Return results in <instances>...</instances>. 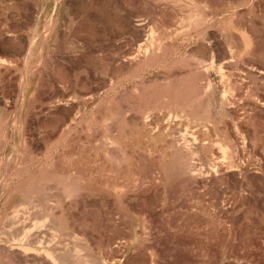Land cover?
I'll return each instance as SVG.
<instances>
[{
  "label": "rangeland",
  "instance_id": "obj_1",
  "mask_svg": "<svg viewBox=\"0 0 264 264\" xmlns=\"http://www.w3.org/2000/svg\"><path fill=\"white\" fill-rule=\"evenodd\" d=\"M129 17L147 23L153 44L138 37ZM0 26L8 73L0 78V211L25 197L41 217L38 204L56 206L85 183L91 188L75 197L77 206L49 220L58 233H74L65 238L77 243L78 264H136L131 255L139 249L155 258L144 249L150 237L163 251L157 264H264V103H250L264 96V78L244 71L264 64V0H0ZM209 32H219L222 51L238 49L221 89L232 114L212 96ZM133 114L141 123L154 119L153 127L179 120L181 133L201 128L204 145L183 159L197 175H179L181 165L164 157L170 129L150 140L129 121ZM15 168L23 176L15 178ZM6 176L18 187H6ZM140 209L151 212L153 226L137 217Z\"/></svg>",
  "mask_w": 264,
  "mask_h": 264
},
{
  "label": "bare ground",
  "instance_id": "obj_2",
  "mask_svg": "<svg viewBox=\"0 0 264 264\" xmlns=\"http://www.w3.org/2000/svg\"><path fill=\"white\" fill-rule=\"evenodd\" d=\"M37 1V0H36ZM21 6V5H20ZM36 8V7H35ZM34 7H32V9L36 12V10L38 9H35ZM196 8V7H195ZM33 15V14H32ZM129 15V14H128ZM202 15V14H201ZM203 16V15H202ZM204 17V16H203ZM130 18V22L128 23L129 24V26H131L132 27V29H134L137 33V35H138V37L140 38V39H142V40H144L143 42L146 44H148V42H151L152 44L154 43V40H153V38L151 37V35L148 33V31H147V28H148V26H147V23L146 22H144L143 20H140V19H135V18H132V17H129ZM202 18V17H201ZM1 27V26H0ZM243 29H244V27H243ZM248 31V30H247ZM245 32V31H244ZM243 32V33H244ZM210 34H209V44H208V47L206 48V49H208V53H209V55H208V60H209V71L207 70V72H209V80H210V83L212 82V84H213V90H212V96H213V99H214V102H215V104L216 105H218L219 107H222L223 109H227V111H228V113L229 114H232V113H234V110L233 109H231V108H233V107H231V105L230 106H228V104H227V101H229V100H227L226 99V94H224V91H222L221 89L224 87V89H225V86H223L224 85V79L226 78V77H229L230 75H231V72H233L232 70L230 71V62H232L231 61V57L232 56H234V55H232V53H234V51H238V49H235V50H227V51H222V45L225 43V42H223L222 40H221V37H220V35H219V32H209ZM243 35H245V34H243ZM252 35V34H251ZM7 36V35H6ZM7 38V37H6ZM28 38H29V36H28ZM2 39H3V37H2ZM9 39H10V37H9ZM8 39V40H9ZM11 40V39H10ZM28 40V39H27ZM30 40V39H29ZM251 40V39H250ZM255 40V39H254ZM251 41H253V40H251ZM13 42V41H12ZM6 43V42H5ZM29 44V43H28ZM143 45V44H142ZM225 45V44H224ZM252 45V43L251 42H246V46L249 48V46H251ZM235 46V45H234ZM143 47H146L145 45L143 46ZM152 47V46H151ZM10 48V47H9ZM13 48V47H12ZM140 48H142V47H140ZM200 48V47H199ZM2 49V48H1ZM254 49V48H253ZM142 50V49H141ZM143 51H144V48H143ZM148 51V49L146 48L145 49V51H144V55H143V57H142V59H145L146 61L147 60H150L151 59V57H153L152 55H153V53H148L147 52ZM199 51V50H198ZM4 52V51H3ZM140 52V51H139ZM237 53V52H236ZM140 54V53H139ZM235 54V53H234ZM238 54V53H237ZM135 56V55H134ZM136 56H138V54L136 55ZM135 56V57H136ZM135 57H133V58H135ZM137 59V58H136ZM141 59V58H140ZM2 60V59H1ZM129 60H131V59H129ZM140 62V61H139ZM141 62H143V60L141 61ZM140 62V63H141ZM145 62V61H144ZM1 61H0V78H3V76H5L6 77V75L5 74H8V73H5V70L4 71H2L1 70ZM143 64V63H142ZM6 65V64H5ZM232 65V64H231ZM233 69V68H232ZM14 70V69H13ZM15 71V70H14ZM244 71L245 72H251V73H254V74H256V75H258V76H260V77H263L264 78V64H260V63H252V64H248L247 66H245L244 67ZM9 72V71H8ZM9 76H10V72H9V75H7V80H8V82L9 81H11L10 79H9ZM16 76V75H15ZM19 79H20V77H18ZM12 80H14V81H18V80H16L17 78L16 77H12L11 78ZM4 80V79H3ZM226 80V79H225ZM6 83V82H5ZM11 83V82H10ZM5 86V85H4ZM1 87V86H0ZM228 90V89H227ZM228 92V91H227ZM226 93V92H225ZM229 93V92H228ZM232 93H234V92H232ZM235 94V93H234ZM10 95V94H9ZM15 97V96H14ZM229 97V96H228ZM10 98V97H9ZM238 99V98H237ZM253 100V99H252ZM7 102V101H6ZM264 103V96H261V97H257V99H254L252 102H250L251 103V105H253L254 107H256V108H261L262 107V104ZM262 103V104H261ZM1 104V103H0ZM10 104V103H9ZM2 105H3V103H2ZM97 105V104H96ZM6 106H8V105H6ZM12 107H13V105H11ZM110 107V106H109ZM215 107H217V106H215ZM11 108V107H10ZM225 110H224V112H225ZM233 110V111H232ZM67 111V110H66ZM259 111V110H258ZM108 112H110V111H108ZM112 112V111H111ZM110 112V113H111ZM70 113V112H69ZM107 113V112H106ZM109 113V117L112 115V113L110 114ZM227 113V112H226ZM16 114V113H15ZM70 115V114H69ZM157 115V114H156ZM170 115V114H169ZM24 116V115H23ZM65 116V115H64ZM108 116H106V117H108ZM127 116V115H126ZM240 116V115H239ZM65 117H67V116H65ZM76 117V116H75ZM129 117V116H128ZM158 117V116H157ZM156 117V119L155 120H157V121H159V118H157ZM73 118V117H72ZM141 118H143V117H141ZM140 118V119H141ZM29 119V118H28ZM71 119V118H70ZM74 119V118H73ZM145 119V118H144ZM174 119V118H173ZM241 119V118H240ZM16 120V119H15ZM31 120V119H30ZM65 120V119H64ZM67 120H68V117H67ZM93 120V119H92ZM127 120V119H126ZM125 120V121H126ZM148 120V119H147ZM160 120H163V122H164V119H160ZM25 121V120H24ZM29 120H26V123L28 122ZM71 121H73L72 119H71ZM129 121L132 123V122H135V123H137L138 125H140V126H142V128L144 129H141L142 131H144L143 133H142V135H145L148 139H150V140H154V139H160L159 137H161V138H163L162 136H164L165 134V132L164 131H166L167 129H170V134H171V139H170V141H169V147L171 148V150H168V154H166V155H164V157L165 158H167L168 159V161L169 162H171V163H174V165H178L179 164V166L181 165V171H180V173H179V175L182 173V174H185V173H191V171H194V169L192 168V166L190 167V168H188L187 166V168L184 166V161H183V159L185 158V156H191V154L197 149V148H199L200 149V147H202L204 144H202L201 142H200V140H198V139H200V137H202V136H199L200 135V130H201V128H200V130H197L196 129V127L197 126H195V129H191L190 131H187V132H185V133H181V130H183V129H181L180 128V126H181V122L178 120V122H175V124H166L165 125V123H155L156 125H155V127H153L152 125L154 124V119H153V121H150V120H148V121H146V120H144V122H140V120H139V118L137 117V116H135L134 114H133V116H130L129 117ZM61 122V121H60ZM65 122H67L66 120H65ZM68 122H69V120H68ZM161 122V121H160ZM174 122V121H173ZM29 123V122H28ZM58 123V121L56 122V124ZM126 123V122H125ZM141 123V124H140ZM168 123V122H167ZM184 123V122H183ZM30 124H32V123H30ZM67 124V123H66ZM65 124V125H66ZM127 124H128V121H127ZM26 125V124H25ZM129 125V124H128ZM131 125V124H130ZM172 125V126H171ZM188 125V124H187ZM190 125V124H189ZM12 126V125H11ZM31 126V125H30ZM139 126V127H140ZM183 126H185V125H183ZM28 127V126H27ZM66 127H67V125H66ZM130 127V126H129ZM185 128V127H184ZM188 128V127H187ZM192 128V127H191ZM193 128H194V126H193ZM15 129V128H14ZM70 129V128H69ZM132 129V128H131ZM139 129V128H138ZM137 129V132H139V130ZM185 130V129H184ZM189 130V129H188ZM246 130V129H245ZM4 131V130H3ZM134 131L132 130V133H133ZM183 132V131H182ZM128 133H129V131H128ZM134 133H136V132H134ZM203 133H205V132H203ZM69 134V133H68ZM140 134H141V132H140ZM30 135V134H29ZM137 135V134H136ZM167 135V134H166ZM235 135V134H234ZM24 136V135H23ZM61 136V135H60ZM131 136V135H130ZM167 137H168V135H167ZM205 137V136H204ZM233 138V137H232ZM234 138H235V136H234ZM24 139V141H25V138H23ZM28 139V138H27ZM30 139H32V138H30ZM156 139V140H157ZM167 139V138H166ZM202 139V138H201ZM62 140V139H61ZM162 140V139H161ZM168 140H169V138H168ZM248 140H249V138H248ZM247 140V141H248ZM160 141V140H159ZM178 141H180L181 143V145L179 146V145H175V143L176 142H178ZM32 142V141H31ZM30 142V143H31ZM166 142H168V141H166ZM32 143H34V142H32ZM135 143V142H134ZM165 143V142H164ZM203 143H204V140H203ZM168 144V143H167ZM166 144V145H167ZM177 144V143H176ZM52 145V144H51ZM80 145V144H79ZM160 145V144H159ZM165 145V144H164ZM36 146H38V143L36 142V143H34L33 144V147H36ZM50 146V145H49ZM206 146V145H205ZM237 147V146H236ZM38 148V147H37ZM20 149V148H19ZM22 149V148H21ZM25 149V148H24ZM56 149V148H55ZM87 149V148H86ZM234 149H235V147H234ZM29 150H30V148H29ZM51 150V149H50ZM83 150H84V148H83ZM198 150V149H197ZM196 150V151H197ZM202 150V149H201ZM237 149H235V151H236ZM41 151V150H40ZM103 151V150H102ZM195 151V152H196ZM200 151V150H199ZM240 151V150H239ZM18 152H20V151H18ZM23 153L25 152V151H22ZM41 153V152H40ZM44 153V152H43ZM91 153V152H90ZM29 155L31 154V152L30 153H28ZM86 154V153H85ZM159 154V153H158ZM195 154V153H194ZM194 154H193V156H194ZM25 155V154H24ZM28 155V156H29ZM64 155V154H63ZM69 155H71V154H69ZM84 155V154H83ZM83 155H81V156H83ZM17 156L19 157V156H21V154L20 153H18L17 154ZM28 156H24V159L26 158V159H28L29 157ZM58 156V155H57ZM193 156H191V157H193ZM37 157V156H36ZM32 158V157H31ZM31 158H30V160H31ZM54 158V157H53ZM19 159V158H18ZM187 159V158H186ZM189 159V158H188ZM191 159V158H190ZM22 160V159H21ZM30 160H26V162L27 161H30ZM54 160V159H53ZM192 160V159H191ZM190 160V161H191ZM18 161H20V160H16V162H18ZM190 161H188V162H190ZM22 162H23V160H22ZM21 162V163H22ZM26 162H24L25 164H27L28 165V163H26ZM31 162H32V160H31ZM54 162V161H53ZM73 162V161H72ZM71 162V163H72ZM79 162V161H78ZM23 163V164H24ZM4 164V163H3ZM12 164H13V162H12ZM11 164V165H12ZM22 164V166H24ZM29 164H30V162H29ZM36 164V163H35ZM51 164H54V163H51ZM70 164V163H69ZM17 165V164H16ZM19 165H21L20 163H19ZM46 165H48V164H46ZM50 165V164H49ZM71 165V164H70ZM163 165V164H162ZM173 165V166H174ZM188 165V164H187ZM35 166V165H34ZM68 166V165H67ZM167 167H168V165H166ZM173 166H172V168H173ZM16 167V166H15ZM21 166H19V168H20ZM26 167V166H25ZM170 167V166H169ZM176 167V166H175ZM174 167V168H175ZM193 167H194V165H193ZM17 168V167H16ZM16 168L14 169V170H16ZM68 168H69V166H68ZM80 168V167H79ZM97 168V167H96ZM163 168V167H162ZM178 168V167H177ZM9 169V168H8ZM12 169V168H11ZM23 169H25V168H23ZM44 169V168H43ZM52 169V168H51ZM50 169V170H51ZM165 169V168H164ZM169 169V168H168ZM171 169V168H170ZM13 170V169H12ZM20 170H21V172H24L23 170H22V168H20ZM20 170H16V171H13L15 174H16V177L15 178H17V175H18V172H19V174L20 175H22L21 173H20ZM26 170L28 171V169L26 168ZM25 170V171H26ZM31 170V169H30ZM34 170V169H33ZM49 170V169H48ZM54 170V169H53ZM55 170H56V168H55ZM72 170V172H73V169H71ZM93 170V169H92ZM175 170V171H174ZM9 171V170H8ZM26 171V172H27ZM44 171H45V169H44ZM44 171H42V169L39 171V174H40V176H42V177H44L43 176V173H41V172H44ZM100 171V170H99ZM121 171H122V169H121ZM120 171V172H121ZM171 171H174L175 173H177V171H176V169H173V170H171ZM179 171V170H178ZM208 171V170H207ZM12 172V173H13ZM48 172V171H47ZM61 172H63L64 173V171H62L61 170ZM69 172V171H68ZM71 172V173H72ZM111 172V171H110ZM116 172H117V170H116ZM168 172V171H167ZM195 172V171H194ZM206 172V171H205ZM1 173V172H0ZM6 173V172H5ZM4 173V174H5ZM9 173V172H8ZM25 173V172H24ZM34 173V172H33ZM38 173V172H37ZM36 173V174H37ZM50 174H51V171L49 172ZM54 173V172H53ZM62 173V174H63ZM70 173V175L72 176L73 174H71ZM164 173V172H163ZM178 173L176 174V176L178 175ZM188 173V174H189ZM26 175H27V173H25ZM30 174H31V172H30ZM35 174V173H34ZM42 174V175H41ZM45 174V173H44ZM59 174H61V173H59ZM58 174V175H59ZM61 174V175H62ZM75 174V173H74ZM195 174H196V172H195ZM193 172L191 173V175H195ZM231 174V173H230ZM10 175V174H9ZM9 175H7V176H9ZM12 175H14V174H12ZM57 175V174H56ZM65 175V174H64ZM67 175V174H66ZM69 174H68V177L70 176ZM112 175V174H111ZM175 175V174H174ZM197 175V174H196ZM1 176V175H0ZM7 176L5 177V181H6V179H7ZM15 176V175H14ZM13 176V177H14ZM23 176V175H22ZM36 176V175H35ZM40 176H36L37 178H39ZM63 176V175H62ZM74 176V175H73ZM97 176V175H96ZM99 176V175H98ZM252 176V175H251ZM10 177H11V175H10ZM21 177V176H20ZM19 177V178H20ZM31 177V176H30ZM32 177H34V175L32 176ZM79 177H81V176H79ZM78 177V174H77V178H79ZM137 177V176H136ZM175 177V176H174ZM207 177V176H206ZM233 180H234V182H236L237 181V176L235 175V174H233ZM0 178H2V177H0ZM18 178V179H19ZM25 179H27L26 177H24ZM47 178V177H46ZM74 178H75V176H74ZM73 178V179H74ZM83 178V177H82ZM85 178V177H84ZM104 178V177H103ZM110 178V177H109ZM172 178H173V176H172ZM201 178V177H200ZM212 178V177H211ZM211 178H202V179H204V180H210ZM4 179V178H3ZM30 179V178H29ZM29 179H27L28 181H29ZM33 179V178H32ZM48 179H49V177H48ZM50 179H51V177H50ZM79 179H81V178H79ZM137 179V178H136ZM12 180V179H11ZM38 180V179H37ZM40 180V179H39ZM42 180H45L44 178L42 179ZM81 180H83V179H81ZM162 180V179H161ZM212 180H213V178H212ZM215 180V179H214ZM1 181V180H0ZM4 181V182H5ZM31 181V180H30ZM80 181V180H79ZM239 181V180H238ZM2 182V181H1ZM11 182V181H10ZM16 182H18V181H16ZM25 182V181H24ZM34 182H37L38 183V181H34ZM42 182H44V181H42ZM83 181H81V183H82ZM128 182V181H127ZM211 182V181H210ZM3 183V182H2ZM8 183H9V180H7L6 182H5V186L6 187H8ZM19 184L21 183V180L18 182ZM26 183H27V181H26ZM32 183V182H31ZM31 183H28L29 185L31 184ZM41 183V182H40ZM39 183V184H40ZM48 182L46 181V184H47ZM84 183V182H83ZM112 183V182H111ZM9 184H11V183H9ZM12 184H14V183H12ZM11 184V185H12ZM17 184V183H16ZM22 184H23V178H22ZM22 184H20V185H22ZM25 185V184H24ZM78 185V184H77ZM99 185V184H98ZM114 185V186H113ZM111 187L113 188V191H118L119 189L118 188H120L118 185H115V184H113ZM122 186H123V183L121 184ZM120 185V186H121ZM124 185H126V183H124ZM12 186H14V185H12ZM15 186H17L18 187V184L17 185H15ZM14 186V187H15ZM23 186V185H22ZM27 185H25V188H27L26 187ZM32 186V185H31ZM30 186V187H31ZM75 186V185H74ZM94 186V185H93ZM96 186H97V184H96ZM118 186V187H117ZM4 187V186H3ZM5 187V188H6ZM24 187V186H23ZM33 188H34V186H32ZM90 187V186H89ZM124 187V186H123ZM11 188V187H10ZM16 188V187H15ZM21 187H19V189H20ZM33 188L31 189V188H29V189H31V192H32V190H33ZM91 188V187H90ZM90 188H88V187H86V184L84 183L83 185H81V186H76V188H73V189H68L66 192H67V198H66V200L64 199H60L58 202H57V205L55 206L54 204H50V203H48L47 201H45V202H43L42 204H38V205H40V207L43 205V208L41 209V211H43V215L41 216V217H38V214H41V213H39L38 211L39 210H36L35 208V210H32L33 208H32V206L30 205V204H32V205H34L33 203H30V202H32V201H30V202H28V201H25L24 199H25V197H24V199H22V196L20 197L22 200H16V201H18L17 203H15V204H13L12 202H11V204H10V208L7 210V209H5V207H6V205L3 203V205H2V207H1V211H0V264H78V262L80 261V258H79V256H78V254H77V243H74V244H76V245H74L73 243H72V245L70 244V243H68V242H66V238H65V236H68V235H74V233L73 232H67V231H62V232H60L59 231V233H58V229H56V228H58V225L57 226H55V224H56V220L54 221V223H51L50 224V222H49V220H50V217H52V213L53 212H56L55 210H57V212L56 213H60V214H63L66 210L67 211H72V209H70V204L71 203H74V205L75 206H77V204H78V200H76V198L75 197H77V196H79V195H81L80 193H82L83 194V192H86V190H90ZM96 188V187H95ZM98 188V187H97ZM122 188V187H121ZM35 189V188H34ZM13 190L14 189H12V192H13ZM23 191H25L24 189H22ZM37 190V189H36ZM7 191H8V189H7ZM17 190L15 189V192H16ZM21 191V190H20ZM22 191V192H23ZM38 191V190H37ZM36 191V192H37ZM122 191H124V188H123V190ZM11 192V191H10ZM16 193H18V192H16ZM25 193H29L28 191H26ZM88 193V192H87ZM102 193V192H101ZM108 193V192H107ZM12 194V193H11ZM20 194V193H19ZM27 194H26V196H27ZM32 194V193H31ZM31 194H29V196H31ZM35 194V193H34ZM34 194H32L33 196H34ZM92 194V193H91ZM96 194V193H95ZM95 194H92V195H95ZM109 194V193H108ZM10 195V194H9ZM37 195V194H36ZM89 195V194H88ZM103 195H104V193H103ZM13 196V195H12ZM32 196V197H33ZM71 196H74V198H72ZM85 196V195H84ZM87 196V195H86ZM123 196V195H122ZM6 197H8V196H6ZM35 197H37V196H35ZM50 197V196H49ZM11 198V197H10ZM31 198V197H30ZM29 198V199H30ZM79 198H80V196H79ZM108 198V197H107ZM8 199V198H7ZM13 199V198H12ZM41 199V198H40ZM94 199V198H93ZM103 199V198H102ZM120 199V198H119ZM28 200V199H27ZM34 200H36V199H34ZM33 200V202H35ZM89 200V199H88ZM107 199H105V201H106ZM3 201H4V199H3ZM2 201V202H3ZM6 201V200H5ZM37 201H38V199H37ZM39 201H41V200H39ZM7 202H10V201H7ZM81 202V201H80ZM98 202V201H97ZM111 202H112V199H111ZM156 202V201H155ZM109 203H110V201H109ZM36 204V203H35ZM36 204V205H37ZM108 204V203H107ZM112 204V203H111ZM35 205V206H36ZM73 205V206H74ZM72 206V205H71ZM74 206V207H75ZM38 209V208H37ZM40 209V208H39ZM68 209H70V210H68ZM158 211V210H157ZM66 213V212H65ZM71 213V212H70ZM136 215H137V217L144 223V225H146V226H149V227H151V226H153L154 225V221H153V215L151 214V212H148V211H145V210H135V212H134ZM67 214V213H66ZM65 214V215H66ZM69 214V213H68ZM64 215V214H63ZM51 219H53L54 220V216H53V218H51ZM69 219V218H68ZM52 221V220H51ZM70 222V221H69ZM66 223V222H65ZM57 224H58V222H57ZM63 223H61V225H62ZM7 227H9V228H7ZM68 227V225L67 224H65V226H64V229L65 228H67ZM155 228V227H154ZM53 230V231H52ZM70 230V229H69ZM155 230V229H154ZM57 231V233H55V232ZM135 232V231H134ZM138 232V231H137ZM156 232V231H155ZM157 233V232H156ZM9 235V237L11 238H6V237H4L5 235ZM128 234H130V233H127L126 232V236H128ZM131 235V234H130ZM132 236V235H131ZM155 236V235H154ZM75 237V236H74ZM148 237H150V236H148ZM153 237V236H152ZM124 238V237H123ZM9 239L10 240H12V242L10 243L9 242ZM113 239V238H112ZM134 240V239H133ZM147 240V239H146ZM155 239L154 238H148V240H147V242L145 243V245H144V249L146 248V249H148V250H150L151 252H152V254L154 253V256H155V258H152V260H150L149 259V255H147V254H145L144 252H143V250H141L140 251V249H139V251L138 252H135L134 254H132L131 255V257H132V259L136 262V264L137 263H146V264H153V263H160L162 260H163V251H161L160 250V248L158 247V245H157V243H156V241H154ZM68 241H70V240H68ZM126 244V243H125ZM127 244H128V242H127ZM144 244V243H143ZM79 245V244H78ZM82 247V246H81ZM140 247H143V246H140ZM145 249V250H146ZM79 251H80V249H79ZM121 252V251H120ZM14 254V256H15V260H14V262H13V260L11 261L10 259H8L10 256V254ZM79 253V252H78ZM115 255V254H114ZM9 256V257H8ZM117 256V255H116ZM115 256V257H116ZM152 256V255H151ZM8 257V258H7ZM111 258V257H110ZM99 259V258H98ZM114 259V258H113ZM113 259H112V261H113ZM116 259V258H115ZM124 259V258H123ZM131 259V258H130ZM96 260V259H95ZM117 260L119 261L120 259L119 258H117ZM99 261V260H98ZM121 261H123V260H121ZM127 261V260H126ZM120 262V261H119ZM118 262V263H119ZM125 262V261H124ZM80 263V262H79ZM114 263V262H113ZM115 263H116V261H115ZM125 263H127V262H125ZM129 263V262H128Z\"/></svg>",
  "mask_w": 264,
  "mask_h": 264
}]
</instances>
